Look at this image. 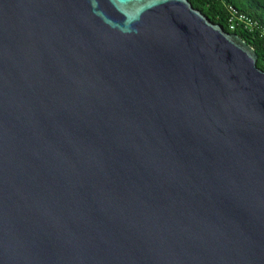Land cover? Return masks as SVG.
I'll use <instances>...</instances> for the list:
<instances>
[{
	"label": "water",
	"instance_id": "1",
	"mask_svg": "<svg viewBox=\"0 0 264 264\" xmlns=\"http://www.w3.org/2000/svg\"><path fill=\"white\" fill-rule=\"evenodd\" d=\"M187 0H0V264H264V72Z\"/></svg>",
	"mask_w": 264,
	"mask_h": 264
},
{
	"label": "trees",
	"instance_id": "2",
	"mask_svg": "<svg viewBox=\"0 0 264 264\" xmlns=\"http://www.w3.org/2000/svg\"><path fill=\"white\" fill-rule=\"evenodd\" d=\"M192 7L202 13L211 23L220 26L226 33L237 35L247 43L258 56L257 68L264 72V0H187ZM233 7L239 15L249 19L254 27L246 29L237 26L229 28L227 7Z\"/></svg>",
	"mask_w": 264,
	"mask_h": 264
},
{
	"label": "built area",
	"instance_id": "3",
	"mask_svg": "<svg viewBox=\"0 0 264 264\" xmlns=\"http://www.w3.org/2000/svg\"><path fill=\"white\" fill-rule=\"evenodd\" d=\"M227 11L229 14V28L231 31H234L239 25L244 26L246 29H252L254 27L249 19L244 15H239L233 7L228 6Z\"/></svg>",
	"mask_w": 264,
	"mask_h": 264
}]
</instances>
